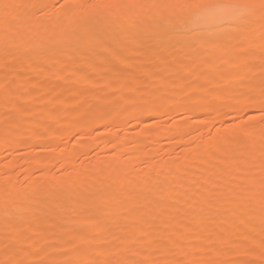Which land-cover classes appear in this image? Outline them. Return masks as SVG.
<instances>
[{
	"label": "rangeland",
	"instance_id": "rangeland-1",
	"mask_svg": "<svg viewBox=\"0 0 264 264\" xmlns=\"http://www.w3.org/2000/svg\"><path fill=\"white\" fill-rule=\"evenodd\" d=\"M63 2L45 0L42 11L26 10L6 38L0 35V259H37L39 251L58 248L83 231L95 236L96 247L117 252L121 258L129 257L130 249L148 251L153 242H162L161 238L177 237L184 243L214 248L221 239H235L249 223L259 232V212L249 217L247 209L241 212L238 204L245 175V165L234 164L242 157L239 150H210L226 134L237 115L235 99L247 91L250 82L231 81L230 71L219 74L227 57L220 59L214 50L194 48L184 39L173 38L170 34L183 26L175 22L157 25L147 18V12L95 22L93 30H106L111 46L84 48L65 39L74 25L66 22L62 11L51 7ZM253 35L258 41V24ZM39 36L49 37L48 42L24 47L27 42H37ZM244 42L235 34L222 40L227 47ZM122 57L127 58L125 63L120 62ZM206 59L219 65L218 70L209 71ZM117 75L122 86L105 87ZM98 116L105 119L99 125ZM76 121L83 122L82 128H77ZM77 134L80 138L72 139ZM141 145L146 152L151 149L143 161L137 159ZM72 149L76 150L74 157L69 156ZM89 163L92 169L88 172ZM126 165L129 171L123 173ZM218 167L225 168L222 180L217 176ZM188 172L192 177L197 174L199 181L182 179ZM136 173L137 187H119ZM147 176L157 177L153 179L155 190L144 189ZM216 182L218 192L206 200L232 190L236 194L231 203L220 202L211 211H198L197 191ZM183 183L190 186L188 199L180 209L164 216ZM100 184L104 185L101 189ZM9 196L18 199L9 202L6 218L1 201ZM162 199L165 203L159 204V209L156 205ZM130 210L140 213L138 218L126 217ZM221 210L222 219L215 221ZM96 213L97 219L91 222ZM177 221L182 225L174 233L171 226ZM6 222L13 226L10 230H6Z\"/></svg>",
	"mask_w": 264,
	"mask_h": 264
},
{
	"label": "snow or ice",
	"instance_id": "snow-or-ice-1",
	"mask_svg": "<svg viewBox=\"0 0 264 264\" xmlns=\"http://www.w3.org/2000/svg\"><path fill=\"white\" fill-rule=\"evenodd\" d=\"M38 3L0 0V35L5 38L13 22L23 18L29 9L43 10ZM62 11L66 22L74 25L67 33L69 40L86 47H110L106 30H93L97 21H106L133 12H147V18L157 25L183 26L173 31V38H181L194 48L214 50L233 69L231 81H249L247 91L235 103L237 115L213 146L214 152L239 150L247 165L238 204L255 216L259 212V232L249 223L235 239H221L218 246L191 244L176 240L153 242L150 250L130 249V256L121 258L117 252L96 247V239L87 231L76 232L60 247L43 249L37 259H0V264H264V0H64L51 5ZM259 25V39L254 38ZM194 27H191L193 26ZM243 37L239 46L227 47L222 40L231 35ZM121 58V63L126 62ZM209 71L219 65L206 61ZM258 78V85L256 80ZM117 75L105 87H120ZM229 115H231L229 113ZM223 127V125H221ZM5 216L10 204L4 202ZM6 230L13 226L6 222ZM116 258H110V257ZM139 257V258H132Z\"/></svg>",
	"mask_w": 264,
	"mask_h": 264
},
{
	"label": "bare ground",
	"instance_id": "bare-ground-1",
	"mask_svg": "<svg viewBox=\"0 0 264 264\" xmlns=\"http://www.w3.org/2000/svg\"><path fill=\"white\" fill-rule=\"evenodd\" d=\"M44 1L45 0H38V4H44ZM48 1V0H47ZM22 17H24V13L22 14ZM25 17H27V15L25 16ZM22 21V19H18V21ZM25 20V19H24ZM28 20V19H27ZM15 22V21H14ZM13 22V23H14ZM25 25V24H24ZM94 26V25H93ZM27 28V27H26ZM24 29V28H23ZM28 30V29H27ZM95 30V29H94ZM98 30V29H97ZM62 31V30H61ZM25 32V31H24ZM66 33H67V31H66ZM45 34V33H44ZM105 34V33H104ZM67 34H65V39L67 38V36H66ZM37 36V35H36ZM40 38H41V36H39ZM19 38V37H18ZM38 38L36 41L37 42H35V43H31V42H27L25 45H24V47L26 46V48L28 49V48H30L32 45H34V44H36V45H42L44 42H46V40L49 38V37H47V38ZM61 38V37H60ZM36 39V38H35ZM45 39V40H44ZM62 39H64V37H62ZM61 39V40H62ZM44 40V41H43ZM34 41V40H33ZM60 41V40H59ZM43 42V43H42ZM47 42H48V40H47ZM68 43H69V41H68ZM44 44H46V43H44ZM57 44V43H56ZM60 44V43H59ZM71 44V43H70ZM77 44V43H76ZM110 44V43H109ZM17 45V44H16ZM40 45V46H41ZM72 45H74V44H72ZM18 46V45H17ZM83 46V45H82ZM81 46V47H82ZM110 46H111V44H110ZM45 48V47H44ZM84 48H85V46H84ZM86 48H88V47H86ZM96 48H98V47H96ZM95 48V49H96ZM26 49V50H27ZM32 49V48H31ZM99 49V48H98ZM92 50H94L93 49V47H92ZM32 54V53H31ZM217 54V53H216ZM27 59V58H26ZM25 59V60H26ZM28 60V59H27ZM206 61H211V60H207L206 59ZM206 61H205V64H206V66H209L208 65V63H206ZM199 63V62H198ZM201 63V62H200ZM197 66V62L193 65V68L194 67H196ZM192 68V69H193ZM192 69H190V71H189V73L190 72H192L193 70ZM227 71H230L231 73H232V71H233V69L229 66V65H227L226 63L225 64H223V65H221V67L219 68V74H225ZM229 73V72H228ZM188 74V73H187ZM151 76H153V75H151ZM152 78V77H151ZM238 83L239 82H242V81H237ZM238 83L236 84V85H238ZM239 84H241V83H239ZM197 85V84H196ZM200 87V86H199ZM198 87V88H199ZM202 88V87H201ZM196 89V88H195ZM201 90V89H200ZM195 91V90H194ZM223 91V90H222ZM221 91V92H222ZM198 92V91H197ZM201 92V91H200ZM203 92V91H202ZM211 93V92H210ZM209 94V93H208ZM207 95V94H206ZM214 95H212V97H213ZM201 97V96H200ZM215 97V96H214ZM221 97V96H220ZM198 98V97H197ZM196 98V99H197ZM202 98V97H201ZM200 98V99H201ZM204 98V97H203ZM216 98V97H215ZM226 96H223L222 97V99H225L226 100ZM55 101H57V100H55ZM199 101V100H198ZM210 101V100H209ZM216 102V101H215ZM59 103V102H58ZM150 103H152V102H150ZM201 103V102H200ZM203 103V102H202ZM57 104V103H56ZM195 104H196V101H195ZM60 105V104H59ZM153 105V104H152ZM171 105L173 106L174 105V103L172 104L171 103ZM211 105V104H210ZM219 106V105H218ZM59 107V106H58ZM148 107V106H147ZM196 107V106H195ZM215 107H217V106H215ZM222 107V106H221ZM220 107V108H221ZM104 108V107H103ZM140 108V107H139ZM201 108V107H200ZM144 108H142V110H143ZM147 109V108H146ZM173 110V109H172ZM194 110V109H193ZM143 111H145V110H143ZM137 112H140L139 110L137 111ZM147 112V111H146ZM213 112V111H212ZM99 113V112H98ZM102 113V112H101ZM141 113V112H140ZM140 113H138V114H140ZM224 113V112H223ZM96 114V113H95ZM142 114V113H141ZM216 114V113H215ZM225 114V113H224ZM223 114V115H224ZM145 115V114H144ZM220 115V114H219ZM93 116H95V115H93ZM147 116V115H146ZM216 116V115H215ZM214 116V117H215ZM222 116V115H221ZM101 117H102V115H101ZM101 117H96L95 118V120H96V122L98 123L97 125H99L100 123H102L105 119L104 118H101ZM103 117H104V115H103ZM137 117V116H136ZM216 117H218V116H216ZM220 117V116H219ZM118 118V117H117ZM93 119H94V117H93ZM211 119H213L212 117H211ZM118 120H119V118H118ZM75 121V120H74ZM86 121V120H85ZM213 121H216V119L215 120H213ZM220 121V120H219ZM62 122H63V118H62ZM82 121H80V123H81ZM80 123L78 122V121H76V126H77V128L78 129H80V127L82 126V123H81V125H80ZM85 123V122H84ZM87 124V123H86ZM186 124V123H185ZM185 124H183V126L185 125ZM210 124V123H209ZM214 124H215V122H214ZM103 125V124H102ZM96 126V125H95ZM86 127V126H85ZM82 128V127H81ZM189 128V127H188ZM190 128H192V127H190ZM193 128H195V127H193ZM186 129V128H185ZM196 129V128H195ZM20 130V129H19ZM85 130V129H84ZM87 130V129H86ZM169 130V129H168ZM197 130V129H196ZM169 131H171V130H169ZM176 131V130H175ZM17 132V131H16ZM87 132V131H86ZM89 132V131H88ZM149 132V131H148ZM20 133V132H19ZM81 133V132H80ZM160 133V132H159ZM185 133V132H184ZM193 133V132H192ZM213 133V132H212ZM13 134V133H12ZM16 134V133H15ZM144 134V133H143ZM14 135V134H13ZM79 135H81V134H77L76 136L74 135V137L72 138V139H78V138H80V136ZM105 135H106V133H105ZM184 135V134H183ZM178 136V135H177ZM150 137H151V135H150ZM163 137V136H162ZM216 137V136H215ZM146 138V137H145ZM219 138V137H218ZM142 139V138H141ZM143 139H144V137H143ZM142 139V140H143ZM149 139V138H148ZM152 139V138H151ZM154 139V138H153ZM40 140H42V139H40ZM147 140V139H146ZM143 141H145V140H143ZM148 141V140H147ZM146 141V142H147ZM209 142V141H208ZM211 142V141H210ZM215 142V141H214ZM208 144V143H207ZM206 144V146H208ZM211 145H212V143H210ZM158 145V144H157ZM145 146H146V144H145ZM144 146V147H145ZM156 146V145H155ZM140 147V151H139V153H137V159L138 160H141V161H143V160H145L147 157H148V155L150 154L149 152L151 151V149H150V151H148L147 150V152L146 151H144V147H143V145H141V146H139ZM138 147V148H139ZM147 147V146H146ZM157 147V146H156ZM204 147V146H203ZM211 147V146H210ZM149 148V147H148ZM153 149H154V145H153ZM198 149V148H197ZM203 149V148H202ZM208 149V148H207ZM212 149V147L210 148V150ZM73 150V151H72ZM71 150V152H69V156L70 157H74V156H76V150L74 151V149H72ZM194 150V149H193ZM193 150H191V152L193 153ZM204 150H206V149H204ZM209 150V149H208ZM158 151V150H157ZM201 151V150H200ZM212 151V150H211ZM207 153H208V151H206ZM216 153V152H215ZM223 153V152H222ZM68 154V153H67ZM201 154H202V152H201ZM189 155V154H188ZM204 155H206V154H204ZM219 155H220V153H219ZM218 155V156H219ZM229 155V154H228ZM198 156V155H197ZM150 157H153L152 155H150ZM188 157V156H187ZM199 158V157H198ZM201 158V157H200ZM203 158V157H202ZM201 158V159H202ZM211 160H215V155H212L211 156ZM187 159V158H186ZM226 159V158H225ZM204 160V159H203ZM228 161V160H227ZM219 162V161H218ZM223 162H224V160H223ZM234 164H236V166H238L239 165V167H240V165H242V164H244L245 165V169L247 168V165H246V163L244 162V159L241 157L239 160H236V163H234ZM89 166H88V168H86L87 169V171L89 172L92 168V166L90 165V163L88 164ZM218 165V164H217ZM204 166H205V164H204ZM210 166H211V164H210ZM214 166V165H213ZM171 167V166H170ZM173 167V166H172ZM219 168V167H218ZM110 169V168H109ZM130 169V168H129ZM146 169V168H145ZM171 169V168H170ZM181 169V168H180ZM188 169V168H187ZM198 169V168H197ZM223 169H225V168H223ZM222 168H219V175L217 174V176L219 177V179H221L222 180V177H223V174H224V170H223ZM241 169V168H240ZM142 170V169H141ZM166 170V169H165ZM174 170V169H173ZM182 170H184V168H182ZM195 170V169H194ZM121 171L123 172V173H125L126 171L128 172L129 170H128V165H126V166H123L122 167V169H121ZM185 171V170H184ZM189 171V170H188ZM209 171V170H208ZM194 172V171H193ZM192 172V173H193ZM140 173V172H139ZM181 173H183L182 171H181ZM186 173V172H185ZM198 173V172H197ZM137 174L138 173H136V175H135V177H133V176H131L130 177V179L128 178V180H126V181H124V182H121V184L119 185V187H132V186H134L135 185V183L136 182H138L137 180L138 179H136V177L138 178V176H137ZM187 174H189V175H187V176H183V177H181L182 179H185V180H187L188 182H192V181H195V183H196V180H197V178L194 176V177H192V174L191 173H187ZM191 174V175H190ZM166 175V174H165ZM186 175V174H185ZM156 176V175H155ZM161 176V175H160ZM178 176H180V175H178ZM178 176H176V177H178ZM244 176V175H243ZM133 177V178H132ZM148 177V176H147ZM149 177H151V178H149ZM148 178H147V180H145V190H148V191H152V190H155V186H156V184H154L155 183V178L157 179V177H153L152 178V176H149ZM175 177V176H174ZM187 177V178H186ZM204 177V176H203ZM168 178V177H167ZM179 178V177H178ZM196 178V179H195ZM201 178V177H200ZM224 178V177H223ZM227 178V177H226ZM242 178V177H241ZM153 179L155 180L154 182H153ZM181 179V180H182ZM205 179V178H204ZM211 179V178H210ZM161 180V179H160ZM166 180V179H165ZM179 180H180V178H179ZM225 180V179H224ZM227 180V179H226ZM229 180V179H228ZM227 180V181H228ZM168 181H169V179H168ZM172 181V180H171ZM186 181V182H187ZM197 181H199V180H197ZM213 181V180H212ZM163 182V181H162ZM181 182V181H180ZM221 182H223V185H226V183L224 182V181H221ZM99 183V182H98ZM174 184L176 183V180H175V182H173ZM194 183V184H195ZM198 183V182H197ZM219 183V182H218ZM217 182L216 183H211V185L210 186H208V187H206L205 188V186H204V188L206 189V190H201V191H197V198H198V202H200V203H198L199 204V207H198V211H204V212H206V211H208V210H210L214 205H216V203L217 204H219L220 202H222V204H225L226 205V203H227V205H228V202H230V201H232V195L233 194H236V192H233L232 190H229V191H227L222 197H218V198H215V199H213L212 201H207L206 200V196H208V195H211V194H216V189H217V186H220V185H217L218 184ZM230 183V182H229ZM232 183V182H231ZM165 184V183H164ZM168 184V183H167ZM177 184H179V182L177 183ZM185 184H187V183H185ZM237 184V183H236ZM155 185V186H154ZM188 185V184H187ZM187 185H184V183L181 185V186H183L179 191H178V193H176L177 195V197H176V201L174 202V204H171L169 207H167L166 208V210H165V212L163 213V215L164 216H168L169 214H171V213H173V211H175V210H177V209H180L179 207H180V205H181V203L183 204L184 203V200L186 201V199L185 198H187V196L189 197V195H190V193H188L189 192V185L187 186ZM197 185V184H196ZM208 185V184H207ZM222 185V184H221ZM222 185V186H223ZM100 186V189L104 186V185H102V184H100L99 185ZM180 186V187H181ZM195 186V185H194ZM227 186V185H226ZM229 186H231L230 184L228 185V187ZM234 186V185H233ZM96 187V186H95ZM134 187H137V186H134ZM178 187V186H177ZM192 188H194L193 186H191ZM200 187V186H199ZM227 187V188H228ZM170 188H172V186L170 187ZM202 188H203V186H202ZM201 188V189H202ZM207 188H208V190H207ZM164 189H166V188H164ZM168 189H169V187H168ZM189 189V190H188ZM176 190V191H175ZM175 190H173V191H175V192H177V189H175ZM237 190V189H236ZM235 190V191H236ZM170 191V190H169ZM191 191H195V190H192L191 189ZM1 192V191H0ZM13 192V191H12ZM218 192V191H217ZM2 193V192H1ZM168 194V193H167ZM1 195V194H0ZM11 195V194H10ZM66 195V194H65ZM163 195V194H162ZM162 195H161V197H162ZM16 196H18L19 198H20V195H16ZM16 196H9V198L7 197V198H4L3 197V201H1L2 203H1V206H2V208L3 207H5L4 206V202H5V200H7L8 202H10V201H13L14 202V200H17L18 199V197H16ZM164 196V195H163ZM167 195H165L164 197H166ZM195 196V195H194ZM239 196V195H238ZM2 197V196H1ZM73 197H74V195H73ZM193 197V196H192ZM213 197V196H212ZM60 198V197H59ZM195 198V197H194ZM101 199V198H100ZM128 199V198H127ZM135 199V198H134ZM160 199V198H159ZM188 199V198H187ZM99 201V199L97 198V199H95V201ZM125 200H126V198H125ZM130 200H133V199H130ZM183 200V201H182ZM196 200V199H195ZM61 201V200H60ZM46 202H48V201H46ZM100 202V201H99ZM98 202V203H99ZM189 202V201H188ZM12 203V202H11ZM120 204H121V202H119ZM123 203V202H122ZM130 203V202H129ZM165 203V200L164 199H162V200H160V202L159 203H157V205L156 206H159V204H160V206H163V204ZM231 203V202H230ZM43 203H42V200L40 201H38V205H42ZM105 204V203H104ZM115 204V203H114ZM126 204V203H125ZM35 205V204H34ZM116 206V205H115ZM121 206V205H120ZM160 206H159V209H160ZM215 207V206H214ZM39 208V207H38ZM41 208H43V207H41ZM158 208V207H157ZM239 208V207H238ZM114 208H112V210H113ZM122 209V208H121ZM158 210V209H157ZM164 210V209H163ZM239 210V209H238ZM240 210H241V208H240ZM244 210V209H243ZM38 211V210H37ZM131 211V210H130ZM130 211H127L128 213V215L126 216L125 214H126V212L124 213V215L126 216V217H130V219H132L133 218V220L134 219H136V218H138V214L140 215V213H136V212H133V211H131V213H130ZM160 211H162V210H160ZM197 211V212H198ZM211 211V210H210ZM42 212V211H41ZM115 212V211H114ZM133 212V213H132ZM220 212V211H219ZM235 212H238V211H235ZM241 212H242V210H241ZM258 211L256 210V212H255V214L257 213ZM38 213H39V211H38ZM37 213V214H38ZM43 213V212H42ZM100 213V212H99ZM224 212L221 210V212L220 213H218V215L217 216H215V221H217V220H221L222 218V216L224 215L223 214ZM240 213V212H239ZM246 215L247 216H252V215H250L249 214V212L246 210ZM36 214V213H35ZM237 214V213H236ZM244 214V213H243ZM259 214V213H258ZM163 215H162V218H164L163 217ZM125 216H123L124 218H125ZM97 217H98V214L96 213L95 214V216H93L92 217V219H90V221L92 222V221H94V220H96L97 219ZM122 217V216H121ZM143 217V216H142ZM239 217V216H238ZM241 217V216H240ZM112 218H113V216H112ZM140 218V217H139ZM115 219V218H114ZM160 219V218H159ZM213 219V220H214ZM240 219V218H239ZM238 219V220H239ZM112 220V219H111ZM237 220V221H238ZM145 221V220H144ZM181 221V220H180ZM239 221H242V219L241 220H239ZM142 223H143V220H142ZM145 225L147 224V223H144ZM218 224V223H217ZM181 223L179 222V221H177V222H173V225L171 226V230L174 232V233H176V231L178 230V228H180L181 227ZM186 225V224H185ZM189 225H190V223H189ZM183 226H184V224H183ZM190 226H188V228H189ZM20 228V227H19ZM183 228V227H182ZM187 230H189L187 227H185ZM185 228H184V230H185ZM16 229V228H15ZM13 230H14V228H13ZM12 230V231H13ZM17 230V229H16ZM186 230V231H187ZM19 231V230H18ZM218 231V230H217ZM221 231V230H220ZM13 232H15V230L13 231ZM188 232V231H187ZM192 232H190L189 234H191ZM217 233V236L218 235H220L219 234V231L218 232H216ZM132 234H134V231H133V233ZM161 234H159V236H160ZM188 236V235H187ZM176 238L177 237H175V240H176ZM172 239V238H171ZM15 256H17V254L15 255ZM18 258V257H17Z\"/></svg>",
	"mask_w": 264,
	"mask_h": 264
}]
</instances>
